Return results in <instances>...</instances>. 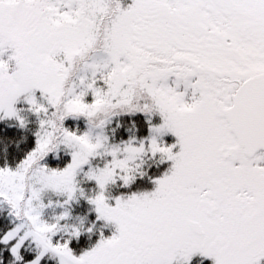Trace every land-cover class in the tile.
Listing matches in <instances>:
<instances>
[{
	"label": "snow or ice",
	"instance_id": "1",
	"mask_svg": "<svg viewBox=\"0 0 264 264\" xmlns=\"http://www.w3.org/2000/svg\"><path fill=\"white\" fill-rule=\"evenodd\" d=\"M264 264V0H0V264Z\"/></svg>",
	"mask_w": 264,
	"mask_h": 264
},
{
	"label": "trees",
	"instance_id": "2",
	"mask_svg": "<svg viewBox=\"0 0 264 264\" xmlns=\"http://www.w3.org/2000/svg\"><path fill=\"white\" fill-rule=\"evenodd\" d=\"M204 264H211V262L210 261L209 262L205 261Z\"/></svg>",
	"mask_w": 264,
	"mask_h": 264
}]
</instances>
